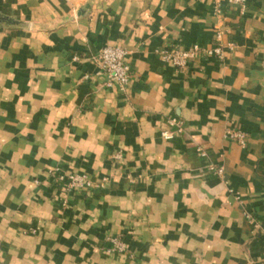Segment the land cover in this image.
<instances>
[{
  "label": "crops",
  "instance_id": "crops-1",
  "mask_svg": "<svg viewBox=\"0 0 264 264\" xmlns=\"http://www.w3.org/2000/svg\"><path fill=\"white\" fill-rule=\"evenodd\" d=\"M0 13L21 23L0 26V264H264V0H0ZM216 29L222 59L178 71L158 55L212 46ZM105 45L127 51L124 94L96 74ZM70 175L96 188L68 189Z\"/></svg>",
  "mask_w": 264,
  "mask_h": 264
},
{
  "label": "built area",
  "instance_id": "built-area-1",
  "mask_svg": "<svg viewBox=\"0 0 264 264\" xmlns=\"http://www.w3.org/2000/svg\"><path fill=\"white\" fill-rule=\"evenodd\" d=\"M231 4L239 7L241 12L245 11L246 0H228ZM220 10H216V16L220 18ZM223 31L216 29L214 36V44L212 46H202L199 44H193L189 48L181 49L173 47L170 49L161 48L158 50V55L166 62L171 63L176 70L182 71L195 59L200 58H217L222 59L224 55V49L231 47V43L223 44L222 42ZM127 51L114 45L103 46L98 53L92 57V60L97 66V75H103L105 77L103 85L106 88L115 87L121 94L126 92L132 71L129 63L125 57ZM86 77V76H85ZM168 127L175 133L183 132V123L176 117H171L167 120ZM173 132L171 130H164L162 135L166 139L172 137ZM226 136L232 140L237 141L239 144L244 145L245 134L240 129L230 126L226 129ZM196 152L202 156H206V152L197 147ZM207 170L213 174L222 177L224 176V170L221 166H215L213 164L207 165ZM62 179V178H60ZM68 189H83V188H96V184H92L85 179L84 176L70 175L67 182ZM115 249L123 250V244L120 241L114 240Z\"/></svg>",
  "mask_w": 264,
  "mask_h": 264
},
{
  "label": "water",
  "instance_id": "water-1",
  "mask_svg": "<svg viewBox=\"0 0 264 264\" xmlns=\"http://www.w3.org/2000/svg\"><path fill=\"white\" fill-rule=\"evenodd\" d=\"M0 23L4 24L5 26H19V25H21L20 22L14 20L11 17L5 16L3 14H0Z\"/></svg>",
  "mask_w": 264,
  "mask_h": 264
},
{
  "label": "rangeland",
  "instance_id": "rangeland-1",
  "mask_svg": "<svg viewBox=\"0 0 264 264\" xmlns=\"http://www.w3.org/2000/svg\"><path fill=\"white\" fill-rule=\"evenodd\" d=\"M1 14V13H0ZM4 15V14H3ZM5 16H7V15H5ZM8 17H11V16H8ZM12 18V17H11ZM23 25H25V27H26V29H30V27L32 26L29 22H26L25 24H23ZM0 26H4V27H8V28H13V29H17L19 26H5L4 24H1L0 23Z\"/></svg>",
  "mask_w": 264,
  "mask_h": 264
}]
</instances>
